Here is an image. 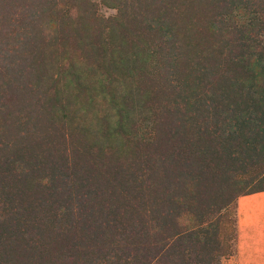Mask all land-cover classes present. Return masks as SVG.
I'll use <instances>...</instances> for the list:
<instances>
[{"label": "rangeland", "instance_id": "1", "mask_svg": "<svg viewBox=\"0 0 264 264\" xmlns=\"http://www.w3.org/2000/svg\"><path fill=\"white\" fill-rule=\"evenodd\" d=\"M0 71V264H264V0H0Z\"/></svg>", "mask_w": 264, "mask_h": 264}, {"label": "trees", "instance_id": "2", "mask_svg": "<svg viewBox=\"0 0 264 264\" xmlns=\"http://www.w3.org/2000/svg\"><path fill=\"white\" fill-rule=\"evenodd\" d=\"M259 88H261V86ZM260 90L261 91L259 92L261 93L264 92L263 87ZM1 107L2 105L0 106V127H3L1 125L5 123L4 121L5 113L1 112L2 111ZM262 120L264 119H262V116H261V121ZM0 130H3V128ZM22 142H23L22 138L18 137L17 141H15V143L13 144V150L10 154V159H9V163L10 165L12 164V166L9 167L8 175H0V177L3 178L2 180L12 179L15 185L23 184V179L21 176H25L27 180V174L26 172H24V169H23L24 167H21V163H23L24 161L28 163L29 160L27 161L26 159V148H24V146L21 144ZM0 184H1V180H0Z\"/></svg>", "mask_w": 264, "mask_h": 264}, {"label": "crops", "instance_id": "3", "mask_svg": "<svg viewBox=\"0 0 264 264\" xmlns=\"http://www.w3.org/2000/svg\"><path fill=\"white\" fill-rule=\"evenodd\" d=\"M255 195H261L262 197L260 198V201H261V204H262V206H261V210H264V195H262L261 193H254V194H250V195H247L245 198H248V196H255ZM259 221H258V223L260 224L258 227H257V229H258V232L260 233V234H264V216H262L261 218H259L258 219ZM257 231H256V233H258ZM255 234V233H254Z\"/></svg>", "mask_w": 264, "mask_h": 264}]
</instances>
